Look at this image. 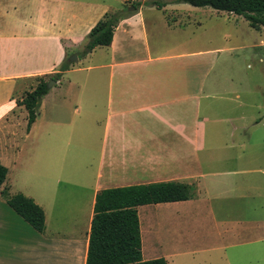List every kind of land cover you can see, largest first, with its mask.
I'll return each instance as SVG.
<instances>
[{
  "label": "crops",
  "instance_id": "1",
  "mask_svg": "<svg viewBox=\"0 0 264 264\" xmlns=\"http://www.w3.org/2000/svg\"><path fill=\"white\" fill-rule=\"evenodd\" d=\"M150 1L0 0L2 188L44 216L37 233L0 196V264H84L98 191L167 182L193 196L136 208L142 261L264 264V91L202 79L201 12ZM113 13L109 46L59 74L26 131L16 100Z\"/></svg>",
  "mask_w": 264,
  "mask_h": 264
},
{
  "label": "trees",
  "instance_id": "2",
  "mask_svg": "<svg viewBox=\"0 0 264 264\" xmlns=\"http://www.w3.org/2000/svg\"><path fill=\"white\" fill-rule=\"evenodd\" d=\"M171 3L232 14L243 18L253 30L264 32V0H172ZM130 5L135 8L141 4L132 2ZM142 5L160 9L165 3L152 0ZM117 15V13L105 14L94 24L87 33L85 43L80 53L76 55L77 58L90 53L96 47L109 46ZM69 66L67 59L62 61L56 74L49 80L56 81L59 74L68 70ZM47 81L37 78L34 88L25 92L20 100H16V105L22 106L26 111V131L36 118L40 99L47 92ZM6 172V168L0 165L1 198L34 231L42 233L44 229L42 210L31 199L21 194L9 195L7 188H2ZM192 196V186L172 182L98 191L94 197L84 264H165L163 259L149 261L140 259L136 208L143 205L185 201Z\"/></svg>",
  "mask_w": 264,
  "mask_h": 264
},
{
  "label": "rangeland",
  "instance_id": "3",
  "mask_svg": "<svg viewBox=\"0 0 264 264\" xmlns=\"http://www.w3.org/2000/svg\"><path fill=\"white\" fill-rule=\"evenodd\" d=\"M197 11L201 12L202 17L197 44L202 51H211L202 60L201 78L227 77L243 83L248 80L249 86H258L256 89L264 91V33L253 30L243 18L232 14L208 8H195V12ZM251 45L258 47L256 52L250 51ZM80 51L81 49L72 54L76 56ZM213 59V69L204 67L209 66ZM226 64L229 65V71L224 75L223 68ZM260 135V132H256L253 137L258 139Z\"/></svg>",
  "mask_w": 264,
  "mask_h": 264
},
{
  "label": "water",
  "instance_id": "4",
  "mask_svg": "<svg viewBox=\"0 0 264 264\" xmlns=\"http://www.w3.org/2000/svg\"><path fill=\"white\" fill-rule=\"evenodd\" d=\"M68 61L69 62H75L76 61V56L74 54L70 55L68 57ZM52 85H54V81L53 80H48L47 83H46V89L51 88Z\"/></svg>",
  "mask_w": 264,
  "mask_h": 264
}]
</instances>
